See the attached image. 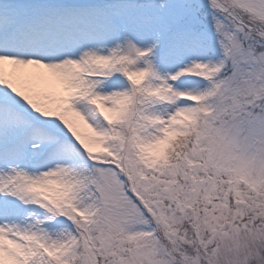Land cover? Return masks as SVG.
Here are the masks:
<instances>
[{
  "label": "snow or ice",
  "instance_id": "1",
  "mask_svg": "<svg viewBox=\"0 0 264 264\" xmlns=\"http://www.w3.org/2000/svg\"><path fill=\"white\" fill-rule=\"evenodd\" d=\"M0 264H264V0H0Z\"/></svg>",
  "mask_w": 264,
  "mask_h": 264
}]
</instances>
